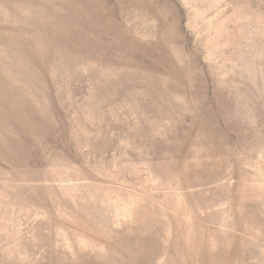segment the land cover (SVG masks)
Instances as JSON below:
<instances>
[{"label":"rangeland","instance_id":"rangeland-1","mask_svg":"<svg viewBox=\"0 0 264 264\" xmlns=\"http://www.w3.org/2000/svg\"><path fill=\"white\" fill-rule=\"evenodd\" d=\"M0 264H264V0H0Z\"/></svg>","mask_w":264,"mask_h":264}]
</instances>
